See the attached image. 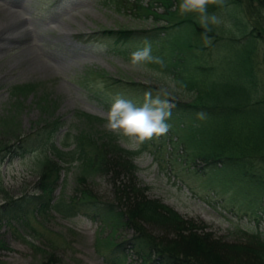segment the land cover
Masks as SVG:
<instances>
[{
    "label": "rangeland",
    "instance_id": "1",
    "mask_svg": "<svg viewBox=\"0 0 264 264\" xmlns=\"http://www.w3.org/2000/svg\"><path fill=\"white\" fill-rule=\"evenodd\" d=\"M136 2L0 0V9L14 13L9 20L22 22L21 27L12 29V40L0 42L1 142L13 141L15 133L29 132L33 121L44 117L34 103L35 94L20 98L19 102L11 97L9 87L16 84L41 83L57 96L58 106L53 116L65 121L62 133L72 134L87 125L86 121L76 116L79 112L103 119L95 127L98 135L111 133L105 125L115 97L104 92L101 77L88 71L162 87L171 92L173 100L191 99V93L177 88L174 77L164 68L167 64L155 66V62H151L133 69L129 63L134 50L132 44L116 42L101 35L93 36L102 30H151L167 24L166 16L161 17L165 20L155 22L152 17L139 14ZM147 3L148 0L139 1L141 5ZM156 9L157 14L164 11L163 7ZM176 9L177 16L188 15L181 14L179 3ZM209 13H215L222 20L220 25L213 26L218 37L211 40L210 45L201 41L202 45L210 48L214 56L212 63L228 67L230 62L236 63L239 43L253 37L255 46L251 57L255 73L264 81V8L256 2L233 0L224 8ZM193 17L196 18L195 15ZM234 19L238 22L237 26L231 24ZM4 24L0 20V28ZM241 26L246 35L238 30V27L242 29ZM235 36L239 39L238 43L231 40ZM192 43L195 44L194 41ZM116 94L137 104L141 101L123 92ZM6 117L11 121L9 129L1 124V119ZM139 149L141 152L134 159L139 168L135 177L140 186L147 187L145 194L148 197L160 200L184 218L205 226L204 230L211 231L213 238L246 242L254 233L264 239V205L259 199L242 193L238 185L222 173L214 175L204 173V170L196 171L195 168L200 169L202 162L187 158L185 145L178 135L168 132L159 139L144 143ZM43 152L37 148L12 159H0V204L37 191ZM113 171L116 172L115 169ZM113 171L108 166L78 185L75 163L61 171L53 198L63 195L66 200L79 199V189L111 203L114 199ZM120 177L126 180L127 175L121 173ZM70 215L65 217L49 209L45 220L34 211L33 215L29 212L23 219L3 217L0 220V264H47L53 254L55 264H116L105 258L101 245L130 239L133 230L121 225L111 227L102 219L94 220L82 213ZM144 227L155 236L166 235L154 225L144 223ZM125 253L126 260L120 264H139L131 248L127 247ZM260 262L264 263L261 256Z\"/></svg>",
    "mask_w": 264,
    "mask_h": 264
},
{
    "label": "trees",
    "instance_id": "2",
    "mask_svg": "<svg viewBox=\"0 0 264 264\" xmlns=\"http://www.w3.org/2000/svg\"><path fill=\"white\" fill-rule=\"evenodd\" d=\"M139 1L135 4L139 14L150 16L155 22L166 16L167 24L151 30H102L93 36L132 44L133 51L149 43L153 57L160 61L154 65L167 64L164 68L174 77L177 88L191 93L189 101L173 100L176 107L167 123L169 132L178 135L185 145L187 158L202 162L200 169L195 170L214 175L222 173L241 186L248 197L259 199L264 205V81L256 75L251 57L254 38L247 37L244 43H239L236 63L230 62L229 67L216 66L212 63L214 56L210 48L201 43L204 29L198 17L195 14L177 16V3L181 0H148L147 5ZM232 1L224 0L222 7L210 6L209 11L224 8ZM248 1L264 8V0ZM158 7L164 9L160 14L156 13ZM237 23L235 19L231 22L232 26ZM243 29L238 27L246 35ZM208 36L215 40L218 34L212 30ZM231 40L239 42L236 36ZM88 73L102 78L106 94L116 97L117 92H123L141 99L139 104L146 91L156 95L166 90L132 80L114 79L96 71ZM43 88L41 83L31 82L9 87L16 102L35 94L34 103L44 117L33 121L28 133H15L13 141H0V159H12L37 148L44 151V157L39 163L37 191L0 204V220L3 217L23 219L29 212L33 215V211L45 220L46 213L52 209L65 217L82 213L94 220L102 219L111 227L131 228L134 234L130 239L101 245L105 258L116 264L126 260L127 247L137 255L139 264H264L260 262V256L264 258V239L258 234L251 233L246 242L213 238L211 231L204 230L205 226L184 218L160 200L148 197L147 187L140 186L135 177L139 168L134 158L140 149L120 146L114 134L98 135L95 127L103 119L87 112L76 113L87 125L73 134L62 133L65 121L53 116L58 97ZM199 112L206 113V118L198 120L196 114ZM4 119L1 124L9 129L11 121L8 117ZM75 163L78 185L108 166L110 171L116 170L113 171V202H103L96 195L79 189V199L66 200L63 195L53 198L61 171ZM121 173L127 175L126 180L120 177ZM144 223L158 227L166 235H153L145 229ZM49 261L47 264L56 263L54 254Z\"/></svg>",
    "mask_w": 264,
    "mask_h": 264
},
{
    "label": "clouds",
    "instance_id": "3",
    "mask_svg": "<svg viewBox=\"0 0 264 264\" xmlns=\"http://www.w3.org/2000/svg\"><path fill=\"white\" fill-rule=\"evenodd\" d=\"M224 0H181V14H195L204 29L203 40L206 45L212 43L208 33L213 26H218L222 20L215 13H209L210 6L222 7ZM151 62L159 63V58L153 57L151 45L145 42L144 47L130 54V65L133 69L140 68ZM173 97L166 90L153 95L151 91L144 93L141 104L121 96L114 98L107 113L105 128L117 136V142L127 148L139 149L144 143L159 139L170 130L167 121L176 107ZM198 120L206 118V113L196 114Z\"/></svg>",
    "mask_w": 264,
    "mask_h": 264
},
{
    "label": "bare ground",
    "instance_id": "4",
    "mask_svg": "<svg viewBox=\"0 0 264 264\" xmlns=\"http://www.w3.org/2000/svg\"><path fill=\"white\" fill-rule=\"evenodd\" d=\"M10 15L13 16L14 13L12 11H7V10L0 9V20L5 22L4 26L0 28V42H8V40H12L13 37H12V35H10L12 29L17 27V26L18 27L22 26V24H21L22 22L19 21V20H17L18 22L10 21L9 20L10 19ZM238 189L242 193L246 194L245 193L246 191L241 186L238 185Z\"/></svg>",
    "mask_w": 264,
    "mask_h": 264
}]
</instances>
